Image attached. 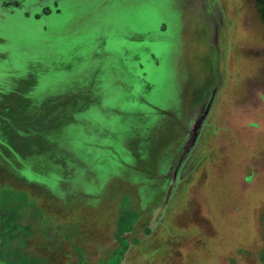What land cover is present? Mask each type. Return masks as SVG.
<instances>
[{"label": "rangeland", "instance_id": "1", "mask_svg": "<svg viewBox=\"0 0 264 264\" xmlns=\"http://www.w3.org/2000/svg\"><path fill=\"white\" fill-rule=\"evenodd\" d=\"M0 209V264H111L126 211L121 264H264L256 3L0 0Z\"/></svg>", "mask_w": 264, "mask_h": 264}, {"label": "trees", "instance_id": "2", "mask_svg": "<svg viewBox=\"0 0 264 264\" xmlns=\"http://www.w3.org/2000/svg\"><path fill=\"white\" fill-rule=\"evenodd\" d=\"M253 1L257 5L258 14H259L262 22H264V0H253ZM16 4L19 5L18 3H16ZM43 11H44V14L43 15L44 16H47V17L50 16V14H52L53 12H55L56 14H58V13L61 12L60 9L58 8V6L55 8V10H53V9H51V8L48 7V8H45ZM41 16L42 15H40V14H36V19H40ZM102 43L103 42L100 41L98 53H101L102 52ZM98 53H95L96 54V57H98ZM101 102L103 103L102 99H101ZM89 107H86L87 108L86 110H89L90 109ZM102 107H103V105H102ZM86 115L87 114H85L83 118H86ZM83 118H81V119H83ZM155 120L158 121V118H153L151 120V123L153 121L155 122ZM83 121H84V119H83ZM73 123H75V122L74 121H71V122L68 121L61 128L62 130L59 131V133L57 135V138H56L57 139L56 140V145H57L56 146V148H57V151L56 152H67L66 151L67 150L66 149L67 141L64 139L63 134H62L63 133L62 131L64 130L65 125H69V124H73ZM79 124H78V126H79ZM35 148H37V147H33V149H35ZM13 154H14L15 159H17L19 161V159H20L19 156L16 153H14V152H13ZM65 154H67V153H65ZM35 155H37V153H33V158H34ZM69 155H71V154H69ZM41 162H42V160L39 159L34 164H41ZM7 163H9V165L11 167H13V169H15V167L13 166V165H15L14 163L11 164L9 161ZM51 167H52V165H51ZM15 179L17 180L16 181L17 183H18V181H20L17 178H15ZM15 179H14V181H15ZM16 218L17 217L14 214H11V215H8V216H4L3 214H1V209H0V259H1L2 254H3L2 250H1V246H2V242L4 240V236H3L4 231L17 230L20 227L18 225V223L16 222ZM137 219H138V214L136 212H133V211H126L119 218V220H118V235H119V237H118V243H119V245H118V247L116 248V250L114 252L113 261L111 262V264H121V262H122V260L124 258V255H125V253L127 252L128 248H129L128 241L125 240V239H123L122 236L124 234L129 233V232L132 231V224ZM20 228H23V227H20ZM21 232H23L24 236L27 237L30 234V228L29 227L23 228Z\"/></svg>", "mask_w": 264, "mask_h": 264}, {"label": "flooded vegetation", "instance_id": "3", "mask_svg": "<svg viewBox=\"0 0 264 264\" xmlns=\"http://www.w3.org/2000/svg\"><path fill=\"white\" fill-rule=\"evenodd\" d=\"M101 41L103 42V43H102V52H101V53H98V58H100L101 55H103V56H106V55H107V53H106L107 41H106L105 38H102ZM99 55H100V56H99ZM98 82H99V81H98ZM99 88H101V87H99ZM103 92H104V91H103ZM155 109H157V108H155ZM208 109H209V107H207V109L204 110V112L202 113V115H200V117H199V119H198V123H197L196 127L194 128V130L192 131V133L198 130L199 125H200V122H201V119H203L204 115H206V112L208 111ZM151 110H153V108H152ZM152 113H153L152 115H154L155 112L152 111ZM191 139L194 140V136H193L192 134H191ZM192 143H193V142H192ZM192 143L189 144V147H191ZM189 147H188V148H189ZM188 148H187V149H188ZM185 151H186V150H185ZM185 151H183V152H185ZM181 155H182V156H181ZM181 155H180V156H181V159H182V158H183V154H181ZM180 156H179V159H180ZM181 159L178 160L177 164H178L179 162H181ZM172 171H174V170H172Z\"/></svg>", "mask_w": 264, "mask_h": 264}]
</instances>
